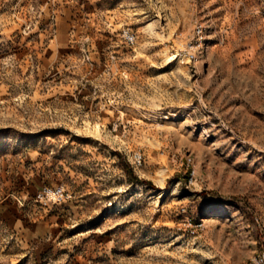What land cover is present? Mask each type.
Wrapping results in <instances>:
<instances>
[{"label":"rangeland","instance_id":"obj_1","mask_svg":"<svg viewBox=\"0 0 264 264\" xmlns=\"http://www.w3.org/2000/svg\"><path fill=\"white\" fill-rule=\"evenodd\" d=\"M261 252L264 0H0V264Z\"/></svg>","mask_w":264,"mask_h":264},{"label":"built area","instance_id":"obj_2","mask_svg":"<svg viewBox=\"0 0 264 264\" xmlns=\"http://www.w3.org/2000/svg\"><path fill=\"white\" fill-rule=\"evenodd\" d=\"M195 36L197 38V41L200 43L199 46L197 47H201V43L203 39V28L202 27L197 28ZM126 37L130 41H133L134 39L133 35L130 34L129 32L126 33ZM182 53L186 54V56L189 57L190 61H197L199 60V57L203 55L201 51L200 53H197L191 49L182 51ZM142 161H143V155L140 152H135L133 154V163L136 165H141ZM47 191L52 193V196L58 201L65 200V197L67 196V193L65 192L63 188H52ZM247 264H264V252L259 253L257 256H255V258L252 259L250 263H247Z\"/></svg>","mask_w":264,"mask_h":264}]
</instances>
